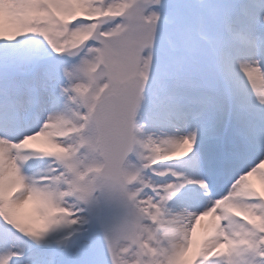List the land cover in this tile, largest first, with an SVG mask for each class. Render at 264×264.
<instances>
[{
	"label": "snow or ice",
	"instance_id": "6c2138e0",
	"mask_svg": "<svg viewBox=\"0 0 264 264\" xmlns=\"http://www.w3.org/2000/svg\"><path fill=\"white\" fill-rule=\"evenodd\" d=\"M0 264H264V0H0Z\"/></svg>",
	"mask_w": 264,
	"mask_h": 264
},
{
	"label": "bare ground",
	"instance_id": "6f19581e",
	"mask_svg": "<svg viewBox=\"0 0 264 264\" xmlns=\"http://www.w3.org/2000/svg\"><path fill=\"white\" fill-rule=\"evenodd\" d=\"M258 183V182H257ZM32 205H28V206H26L25 207V209L23 210L24 211V213L26 214V215H31L32 214Z\"/></svg>",
	"mask_w": 264,
	"mask_h": 264
}]
</instances>
